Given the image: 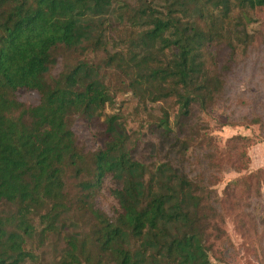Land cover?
<instances>
[{
    "label": "trees",
    "instance_id": "trees-1",
    "mask_svg": "<svg viewBox=\"0 0 264 264\" xmlns=\"http://www.w3.org/2000/svg\"><path fill=\"white\" fill-rule=\"evenodd\" d=\"M113 2L0 0V206L11 210L0 212V264H43L28 245L51 236L65 245L56 264H212L209 243L222 237L223 222L211 191L169 163L145 165L133 159L119 114L105 116L100 149L89 152L79 146L74 120L101 115L113 96L97 70L84 62L50 75L58 50L84 54L99 41L95 21L109 15ZM165 3L164 18L150 9L134 14L148 29L139 37V52L122 69L140 100L176 98L184 134L192 105L206 110L213 104L237 62L229 42L230 64L218 68L224 40L216 31L218 23L227 25L234 10L241 15L239 25L258 23L264 0ZM188 12L198 20H183ZM234 40L246 57L251 36L243 30ZM156 43L161 54L169 50L167 60L151 54ZM26 93H36L38 104L21 102L19 96ZM252 118L251 125H263ZM158 121L160 129L171 132L166 111ZM250 143L244 137L227 141L226 154L234 165L249 164ZM81 177L86 181L80 182L74 202L67 180ZM106 177L120 184L112 193L118 204L112 216L96 203ZM75 212L91 217L87 236L65 234L63 221Z\"/></svg>",
    "mask_w": 264,
    "mask_h": 264
},
{
    "label": "rangeland",
    "instance_id": "rangeland-1",
    "mask_svg": "<svg viewBox=\"0 0 264 264\" xmlns=\"http://www.w3.org/2000/svg\"><path fill=\"white\" fill-rule=\"evenodd\" d=\"M165 1L114 0L109 15L95 21L94 38L99 36V41L84 54L78 50H58L50 75L55 77L64 67L79 62L95 68L113 101L92 120L83 117L74 120L73 131L78 145L89 152L100 149L105 141L101 135L105 116L119 114L129 136L128 149L133 159L145 165L169 163L179 174L211 191L223 222L222 237L209 243L211 263L264 264V12L256 14L258 23L248 21L239 25V10L232 12L227 25L218 23L216 31L224 36L218 47V68L230 64L229 42L236 48L237 62L225 78L224 92L213 104L206 110L196 103L192 105L191 115L184 122V134H181L176 98L156 103L140 100L130 90L129 78L122 69L132 54L139 52V37L148 29L134 14L139 16L143 9H150L164 18L167 15ZM183 20L194 23L198 19L188 12ZM243 30L253 42L246 57L239 51L242 46L234 40L235 36L241 37ZM168 51L161 54L160 45L156 43L150 52L154 58L165 61ZM19 100L35 106L39 96L26 93L20 95ZM163 111L168 114L170 133L158 127ZM252 117L260 118L263 125H251L248 120ZM234 137L251 141L247 149L248 165H234V159L226 154V143ZM182 139L185 142H181ZM85 181L84 177L67 180V190L74 202L80 195V182ZM118 189L120 184L106 177L96 198V203L109 216L118 209L112 196ZM257 191L259 197H256ZM1 211L11 210L0 206ZM82 216L75 212L65 217V234L83 237L89 234L93 221L90 216ZM28 247L43 264H56L65 249L63 240L55 236L42 244L34 241Z\"/></svg>",
    "mask_w": 264,
    "mask_h": 264
}]
</instances>
